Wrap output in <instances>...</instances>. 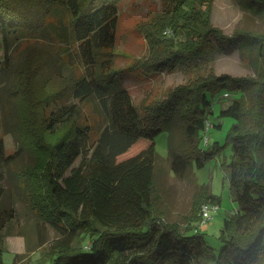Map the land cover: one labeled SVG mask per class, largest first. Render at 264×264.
Returning <instances> with one entry per match:
<instances>
[{
    "label": "trees",
    "instance_id": "1",
    "mask_svg": "<svg viewBox=\"0 0 264 264\" xmlns=\"http://www.w3.org/2000/svg\"><path fill=\"white\" fill-rule=\"evenodd\" d=\"M122 1L0 0V71L8 70L12 48L26 41L8 92L15 104L11 130L20 149L8 156L0 134V169L15 164L23 152L29 154L33 163L18 173L27 207L58 235L33 264H264V34L235 31L232 38L225 37L209 24L211 1L175 0L172 13L166 8L153 25L140 27L149 55L135 69L148 75L164 69L187 74L206 60L210 37L219 44L237 41L241 47L257 40L260 79H197L163 101L146 98L141 115L114 71ZM247 1L240 2L245 9L264 13V0ZM64 10L72 18L68 28ZM169 30L171 38L165 35ZM68 39L79 45L81 65L68 64L69 50L62 46ZM222 90L235 97L219 118L237 122L226 139L232 153L225 170L238 211L224 221L216 255L205 236L194 231L202 206L220 205L207 190L195 192L194 213L184 226L166 223L157 214L161 197L155 167L160 157L155 139L169 133L175 176L183 178L188 167L202 169L219 153L218 144L211 152H202L199 144L210 121L208 96ZM90 103L106 124L86 150L90 127L80 119ZM26 122L31 127L21 133ZM175 130L181 134L179 146H174ZM4 241L0 233V264H5Z\"/></svg>",
    "mask_w": 264,
    "mask_h": 264
},
{
    "label": "rangeland",
    "instance_id": "2",
    "mask_svg": "<svg viewBox=\"0 0 264 264\" xmlns=\"http://www.w3.org/2000/svg\"><path fill=\"white\" fill-rule=\"evenodd\" d=\"M208 1L212 3L209 24L221 30L225 37L232 38L235 31L258 34L257 36L264 34V13H254L256 7L252 10L251 8L245 9L240 2L248 3L247 0ZM174 3L175 0H124L118 5L116 42L112 51L115 56L114 71L119 82L128 90L141 115L140 108L146 98L163 101L178 86L187 85L197 79L222 78L224 76L233 79H260L262 60L258 55V50L254 48L258 43L256 39V41H252L253 46L248 44L241 47L237 41L235 44H219L215 38L210 37L212 47L206 60L187 74L180 71L170 73L164 69L156 75H148L135 69L138 62L143 61L149 55V43L140 27L143 24L153 25L154 20L167 10L172 13ZM196 7L199 10V4ZM62 16L65 19V26L68 28L72 18L65 10ZM165 35L168 38L174 36L170 30ZM49 39L50 37H47V40ZM68 40L70 42L67 41L66 45L62 44L69 50L67 53L68 64L81 65L79 45ZM25 43L26 41L12 48L8 70L0 71V134L8 156L15 154L20 149L13 130H11V126L15 123V104L10 100L8 92L14 85L15 70L13 69H16L24 59L22 50ZM3 58V52L0 50V65L3 64ZM80 69L82 70L83 67L81 66ZM226 93H229L230 96H225ZM232 95H234L233 92L222 90L214 98L208 96L212 103L209 118L211 129L201 133L199 146L202 152H211L213 147L218 144L219 153L207 161L202 169H197L195 166L188 167L183 178L175 176L170 168L169 133L163 132L155 139L156 152L160 157L155 167V187L161 197L157 214H160L166 223L184 226V221L192 217L194 213L195 192L197 189L207 190L220 200L219 210L213 215L210 222L205 224H202V220L197 222L194 231L205 236L206 243L216 255L221 250L219 237L224 221L238 211L237 204L231 199L229 171L225 170L226 165L230 163L232 153L231 146L229 143L227 144L226 139L237 122L233 118H219L220 112L227 109L235 100ZM68 100V103L78 104L73 99ZM82 112L80 123L90 127V142L87 150L99 137L106 121L95 103L83 107ZM30 127V123L26 122L21 133L28 132ZM174 134V146H179L181 134L176 130ZM33 161L27 152H23L15 164L0 169L2 176L0 188L3 190V195L0 198V233L5 235L4 248L6 252L3 256L5 264H33L39 258L41 251L49 249L58 239L54 230L47 223H42L27 207L25 184L18 173L21 169L24 170L30 166ZM79 163L80 159L72 169L76 168ZM41 242H44L45 245L41 250H37Z\"/></svg>",
    "mask_w": 264,
    "mask_h": 264
},
{
    "label": "built area",
    "instance_id": "3",
    "mask_svg": "<svg viewBox=\"0 0 264 264\" xmlns=\"http://www.w3.org/2000/svg\"><path fill=\"white\" fill-rule=\"evenodd\" d=\"M225 96H230L229 93H226ZM209 129H211V122L207 121L205 123V129L204 132L208 131ZM219 210V206L216 204H212V203H207L205 205L202 206L201 208V220H202V224L208 223L213 219V215L215 213H217Z\"/></svg>",
    "mask_w": 264,
    "mask_h": 264
},
{
    "label": "crops",
    "instance_id": "4",
    "mask_svg": "<svg viewBox=\"0 0 264 264\" xmlns=\"http://www.w3.org/2000/svg\"><path fill=\"white\" fill-rule=\"evenodd\" d=\"M127 90V89H126Z\"/></svg>",
    "mask_w": 264,
    "mask_h": 264
}]
</instances>
